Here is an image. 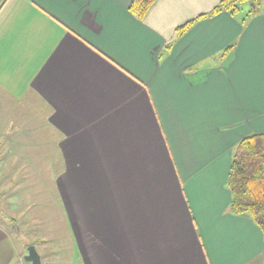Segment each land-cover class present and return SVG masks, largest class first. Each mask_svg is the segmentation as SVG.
Instances as JSON below:
<instances>
[{"label":"crops","instance_id":"crops-1","mask_svg":"<svg viewBox=\"0 0 264 264\" xmlns=\"http://www.w3.org/2000/svg\"><path fill=\"white\" fill-rule=\"evenodd\" d=\"M220 1L156 0L140 21L131 0H0V183L53 169L78 264H263L227 180L264 134V0L175 32Z\"/></svg>","mask_w":264,"mask_h":264},{"label":"rangeland","instance_id":"rangeland-1","mask_svg":"<svg viewBox=\"0 0 264 264\" xmlns=\"http://www.w3.org/2000/svg\"><path fill=\"white\" fill-rule=\"evenodd\" d=\"M19 161L11 160L8 171L15 173ZM40 162L39 167L29 168L35 174H40V178H31L37 180L36 183H14L15 180L22 182V177L0 183V214L12 218L18 226L16 230L7 223V218L0 217V232L8 238L13 249V255H10L0 240V264H4V259L7 264H30L24 261L30 245L35 246L41 256V264H69L70 261L78 264L73 244L74 239L78 241L79 234L71 229L65 218L63 186L60 190L51 171L53 169L46 168L47 163ZM75 229L78 230V226Z\"/></svg>","mask_w":264,"mask_h":264},{"label":"trees","instance_id":"trees-1","mask_svg":"<svg viewBox=\"0 0 264 264\" xmlns=\"http://www.w3.org/2000/svg\"><path fill=\"white\" fill-rule=\"evenodd\" d=\"M155 1L131 0L128 11L141 21ZM261 2L262 0H221L208 14L201 15L178 27L175 30L176 35L177 37L182 36L198 20L205 17H213L222 12L234 16L242 10L244 5L251 7L249 13H257ZM232 47H227L220 58L224 59ZM170 48V44L166 45L164 53L169 52ZM227 187L231 194L230 212L234 215L250 217L261 232L264 241V134L246 136L233 147ZM0 217L3 218L4 215L1 213ZM6 220L13 228L18 229L12 218Z\"/></svg>","mask_w":264,"mask_h":264},{"label":"water","instance_id":"water-1","mask_svg":"<svg viewBox=\"0 0 264 264\" xmlns=\"http://www.w3.org/2000/svg\"><path fill=\"white\" fill-rule=\"evenodd\" d=\"M24 261L30 264H41L40 256L33 245L27 247V255L24 256Z\"/></svg>","mask_w":264,"mask_h":264}]
</instances>
